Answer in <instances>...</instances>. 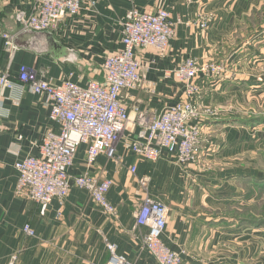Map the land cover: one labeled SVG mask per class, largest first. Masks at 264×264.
Wrapping results in <instances>:
<instances>
[{
  "label": "crops",
  "instance_id": "0c3cea01",
  "mask_svg": "<svg viewBox=\"0 0 264 264\" xmlns=\"http://www.w3.org/2000/svg\"><path fill=\"white\" fill-rule=\"evenodd\" d=\"M32 2L0 0V75L8 74L16 81L11 89L0 86V264H8L13 254L19 255V264H107L109 243L132 264H156L143 244L148 229L135 221L146 193L139 180L145 177L152 195L170 207L163 240L182 253L185 264H237L246 257L257 260L260 232L253 225L228 219L224 209L237 207L234 197L240 189L230 184L227 175H221L233 167L240 151L252 150L247 130L228 121L222 126L203 121L204 134L213 136L215 143L203 147L198 165L178 164L168 152L158 161H148L129 150L128 142L142 135L138 110L160 114L186 98L185 84L167 75L186 59L223 62L231 73L226 79L239 76L248 68L247 61H256L250 49L264 43V0H91L80 14L67 16L48 30L25 32L17 15L30 12ZM131 8L168 10L176 23L175 35L167 52L155 48L136 51L142 65L141 82L121 94L131 122L118 144L119 159L101 154L89 167L87 145L80 144L70 169L74 176L89 172L112 178L108 199L117 216L109 215L87 189L78 186L63 200L54 199L45 206L18 194L15 163L38 154L44 135L58 127L50 117L46 96L19 82L20 66L44 69L47 79L56 85L65 80L83 86L91 80L102 81L106 57L122 48L123 22ZM203 20L209 22L206 28L200 24ZM4 33L15 36V51L6 48ZM261 54L264 48L256 55ZM226 79L220 86H230L228 90L245 81ZM255 147L257 150L256 143ZM210 162L214 167L221 165L218 176L203 169ZM134 165L137 171L132 173ZM27 223L35 229V236L26 234Z\"/></svg>",
  "mask_w": 264,
  "mask_h": 264
},
{
  "label": "built area",
  "instance_id": "2783aa9c",
  "mask_svg": "<svg viewBox=\"0 0 264 264\" xmlns=\"http://www.w3.org/2000/svg\"><path fill=\"white\" fill-rule=\"evenodd\" d=\"M91 0H33L30 12H19L17 20L22 31L41 32L55 26L67 16L80 14ZM206 21L203 26L206 27ZM176 23L166 9L157 11L131 8L122 27V48L104 61L105 77L91 80L85 86L71 80L51 83L44 69L27 64L19 68L18 80L34 93L44 94L51 107L50 117L58 127L44 135L38 154L28 155L15 163L19 174L16 191L42 206L54 199L63 200L73 186L87 189L94 201L113 218L117 210L108 199L114 185L110 177L98 178L89 172L71 175L70 169L80 144L87 145V163L91 167L101 154L118 160L117 148L131 122L128 108L121 94L141 81L142 65L137 57L139 48H155L166 52L175 34ZM3 40L11 52L17 49L15 36L4 33ZM222 64L187 59L175 70V75L186 82V99L160 114L150 115L140 109L137 121L143 127L142 135L128 142L134 154L148 161H157L164 152L179 164L194 163L202 144L200 111L193 102L195 80L202 75L221 74ZM16 81L8 74L0 75V86L14 88ZM137 166L131 168L135 173ZM145 190L143 202L135 215L138 226L148 229L144 246L151 252L156 264H185L181 252L172 249L163 235L170 221V207L154 197L149 189V178L139 180ZM27 235L35 236V229L27 223ZM111 258L107 264H132L116 253V245L108 244ZM8 264H19V255L13 254Z\"/></svg>",
  "mask_w": 264,
  "mask_h": 264
},
{
  "label": "rangeland",
  "instance_id": "374dc122",
  "mask_svg": "<svg viewBox=\"0 0 264 264\" xmlns=\"http://www.w3.org/2000/svg\"><path fill=\"white\" fill-rule=\"evenodd\" d=\"M206 21L208 20H203L200 23L203 28L207 27L203 26ZM263 48L264 43L251 48L250 55L256 58V61H247L249 63L248 68H243V70L239 68L243 71L239 76H235L232 73V77L227 79L225 78L226 75H231V73L228 71L229 69L225 63L196 58L202 61L222 64L224 66V71L219 75H202L199 79L195 80L196 90L192 95V100L198 106V111H200V118L196 120V122L201 120L200 123L202 130V122H205V120H208L209 122L212 121L215 123V126H222V122L224 121H228L230 125L233 123L242 126L243 129L247 130L249 146H253L252 150L246 149L240 151V157H236L233 167H227V172H222L221 174L223 176L227 175L230 179V184L233 186H239L236 188L240 189L238 195L234 197V199H237L238 201L235 204L237 207L232 205L224 209L227 213L228 219H231V221L238 224L245 223L253 225V227H257L260 232L257 260L253 259V261H250L247 260L248 257H246L245 259H242V262L237 264H264V55H256L257 53H261ZM239 67H241V65ZM175 70L176 69L168 71L167 75H171L183 82L182 79L175 75ZM225 79L226 81H245L237 88L228 90L230 86H228L227 89L220 86L221 83H225ZM249 80L253 83L250 84ZM183 83L186 86V82ZM227 85L231 84L228 82ZM185 99H182L179 102ZM227 117L234 118L227 119ZM222 133L224 132L222 131ZM210 137L211 138L204 134V132L202 133V146L199 156L194 162L195 164L198 165L201 160L203 147H212L213 143H215V141H213V136ZM255 143L257 144V150H255ZM210 163L211 164L205 163L203 169L206 170L205 172L218 176L219 173L217 172V169L220 168L221 165L218 163V165L214 167L213 162ZM247 173L249 174L247 175ZM240 207L241 209H238ZM245 255H247V253H245Z\"/></svg>",
  "mask_w": 264,
  "mask_h": 264
}]
</instances>
